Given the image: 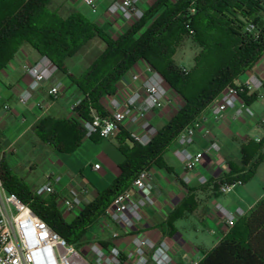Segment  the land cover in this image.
<instances>
[{"label": "trees", "instance_id": "obj_1", "mask_svg": "<svg viewBox=\"0 0 264 264\" xmlns=\"http://www.w3.org/2000/svg\"><path fill=\"white\" fill-rule=\"evenodd\" d=\"M53 1L0 0V72L25 43L30 44L84 94L77 109L83 119H90L92 111L104 116L103 101L117 94L118 84L141 61L158 72L183 100L181 109L147 146L136 144L122 131L120 151L125 159L120 176L71 221L59 211L55 196L38 195L13 171L2 155L0 131V179L5 190L82 251L90 228L104 216L114 198L143 170L157 167L172 171L163 156L179 134L229 87H237L235 81L264 56V0H156L141 21L118 37L80 14L61 18L50 9ZM248 24L255 26L254 32L246 30ZM95 38L101 39L105 49L82 74L72 73L67 63ZM186 38L200 49L191 72H185L174 60ZM241 97L251 105L259 94L245 90ZM80 129L85 135L82 126ZM39 131L44 142L64 151L50 120L41 122ZM128 140L132 145L126 143ZM263 150L264 140L248 142L242 147V170L222 182L251 181L264 161ZM182 215L174 214L168 223ZM199 264H264V198Z\"/></svg>", "mask_w": 264, "mask_h": 264}, {"label": "crops", "instance_id": "obj_2", "mask_svg": "<svg viewBox=\"0 0 264 264\" xmlns=\"http://www.w3.org/2000/svg\"><path fill=\"white\" fill-rule=\"evenodd\" d=\"M112 1L102 0L101 10L94 16H97L96 24L110 36L118 37L129 26L122 18H109L106 8ZM79 3L91 15L89 8L82 2ZM42 58L30 44L25 43L0 72L2 155L13 171L29 186L32 182L29 180L33 179L31 189L35 192L47 184L53 185L58 198L69 197L72 190H85L81 194L82 208L73 214L63 215L71 221L120 176V165L125 159L120 151L122 131L109 139H100L97 136L93 139L86 138L80 129L81 124H76L71 114L72 105L78 100L83 101L85 96L59 70L26 105H21L19 98L31 82L26 68L38 64ZM70 62L67 65L72 73L80 75L86 70L72 71ZM140 64L144 65V62ZM261 69V66L253 67L240 76L235 85L242 87L250 76L255 75L263 82L264 89V71ZM57 85H61V93L55 99L49 91ZM138 89L140 85L132 84L127 74L117 86V95L126 98ZM258 94V100L250 105L257 114L256 121L248 118L235 120L234 110L227 111L220 121H215L210 106L205 109L198 118L199 126L189 148L192 153H205L204 163L197 170L186 171L175 157V150L179 148L176 141L163 156L167 167L172 171L152 168L156 204L144 210V221L133 234L149 238L155 244L165 242L171 249L173 264L200 263L229 234L232 228L227 226L226 220L218 213V205L230 211L241 210L244 217L264 198V161L251 181L237 186L228 194H221L213 180L216 178L222 181L232 173L242 170V147L250 141L259 143L263 140L264 123L259 120H264V107L258 102L261 92ZM5 105L10 107L9 111L4 110ZM182 105L181 97L169 86L163 108L151 115L152 125L157 130L163 128ZM103 107L104 116H107L109 112L106 99ZM94 114L98 113L92 111L91 115ZM45 120H50L57 142L63 146L64 151H59L42 140L39 125ZM208 131L210 134H207ZM212 142L220 146V152L211 149ZM126 143L132 145L129 140ZM32 152L33 164L22 166V158ZM223 161L228 163L225 172L218 170ZM95 165H100V169L95 170ZM202 176L210 179L208 185L199 183ZM179 212L183 215L170 225V218ZM240 218L242 217L237 218V222ZM114 232L121 234L117 241L112 240ZM132 240V234H127L102 216L90 228L89 244L82 251L96 243L105 248L114 244L127 252L133 249Z\"/></svg>", "mask_w": 264, "mask_h": 264}, {"label": "built area", "instance_id": "obj_3", "mask_svg": "<svg viewBox=\"0 0 264 264\" xmlns=\"http://www.w3.org/2000/svg\"><path fill=\"white\" fill-rule=\"evenodd\" d=\"M155 1L113 0L107 6L106 13L109 18H122L130 28L142 20ZM80 2L93 14L101 10L102 0H80ZM246 30L252 33L255 31V26L248 24ZM57 71V67L47 57H43L36 65L28 66L26 72L31 82L21 94L19 103L26 105ZM128 76L132 84L140 85V89L126 98L117 94L107 97L109 112L107 116L94 114L90 119H83L77 111L82 101L78 100L72 105L71 114L81 124L86 138L91 139L97 136L101 139H109L125 131L133 142L144 147L157 135L158 130L151 123V115L163 108L169 86L164 78L146 62L144 65L140 62L136 64ZM262 88L263 82L255 75L250 76L242 87H229L210 105L214 120L220 121L229 110H234L235 120L241 118L258 120L256 112L242 99L241 94L245 90L249 94H254ZM60 93L61 85L49 91L55 99L59 98ZM4 110L9 111L10 107L5 105ZM259 121L264 123V120ZM198 126L199 119H196L176 139L179 148L175 150V157L188 172L197 170L205 160L204 152L192 153L189 150L194 142V134ZM207 134L210 132L208 131ZM211 149L216 152L221 151L216 142L211 143ZM227 168L228 163L223 161L218 170L225 172ZM94 169L99 170L100 165H95ZM213 180L219 186L221 194H228L237 186L243 185L241 181L222 182L216 178ZM209 182L210 179L204 176L199 179L201 185H208ZM85 192V190H72L69 197L58 198L53 185L47 184L39 188L36 193L40 196H55L59 211L63 215H68L82 208L81 194ZM155 204L153 171L143 170L128 188L114 198L104 213V217L113 225L133 235L131 242L133 249L125 252L114 244L105 248L92 243L88 247V254L85 255L36 215L28 204L7 192L0 179V264H149L151 262L173 264L171 249L165 242L155 244L149 238L133 234L138 225L144 221V210ZM217 211L226 220L229 228L235 226L238 217H243L241 210L230 211L221 205L217 206ZM120 238L119 232L112 234L113 241Z\"/></svg>", "mask_w": 264, "mask_h": 264}, {"label": "rangeland", "instance_id": "obj_4", "mask_svg": "<svg viewBox=\"0 0 264 264\" xmlns=\"http://www.w3.org/2000/svg\"><path fill=\"white\" fill-rule=\"evenodd\" d=\"M80 1V0H79ZM78 0H54L50 6V9L54 12H57L59 16L63 19H67L72 14H80L85 19H87L92 24H96L95 19L97 16H94L93 13L88 15V13L80 7V3ZM264 18V14H263ZM101 28V27H100ZM103 29V28H102ZM106 45L99 38H95L91 40L84 49L70 62V68L72 71L78 72V70H82L87 68L90 63L103 52ZM200 53V49L196 46L191 38H186L185 41L178 48L174 60L181 64L182 67L186 69V72H191L194 67V58ZM262 67V71H264V56L255 64V67ZM260 69V68H259ZM261 92V97L259 99V103L264 107V89L259 90ZM264 140V138H263ZM33 164V152L27 154L22 158V166H30ZM31 182V186L33 187V179L29 180ZM30 186V187H31ZM89 244V243H87ZM84 249L85 255L88 254V249ZM83 253V251H82Z\"/></svg>", "mask_w": 264, "mask_h": 264}]
</instances>
